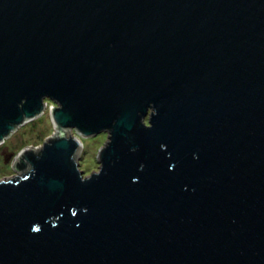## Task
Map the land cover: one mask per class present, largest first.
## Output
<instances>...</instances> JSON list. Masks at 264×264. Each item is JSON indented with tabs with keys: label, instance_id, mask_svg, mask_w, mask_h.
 <instances>
[{
	"label": "water",
	"instance_id": "water-1",
	"mask_svg": "<svg viewBox=\"0 0 264 264\" xmlns=\"http://www.w3.org/2000/svg\"><path fill=\"white\" fill-rule=\"evenodd\" d=\"M46 101L0 264H264V0H0V145Z\"/></svg>",
	"mask_w": 264,
	"mask_h": 264
},
{
	"label": "rangeland",
	"instance_id": "rangeland-1",
	"mask_svg": "<svg viewBox=\"0 0 264 264\" xmlns=\"http://www.w3.org/2000/svg\"><path fill=\"white\" fill-rule=\"evenodd\" d=\"M46 103H49V107L44 115L17 129L4 144L0 145V181L19 174L14 171L13 163L30 145H44V139L54 134L49 109L56 107V104L52 101ZM68 133L78 136L75 130ZM80 139L83 140L87 174L92 175L100 169L98 156L108 142V134L103 132L97 136Z\"/></svg>",
	"mask_w": 264,
	"mask_h": 264
}]
</instances>
